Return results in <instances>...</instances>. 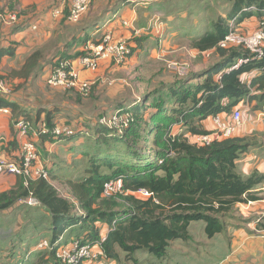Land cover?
Returning <instances> with one entry per match:
<instances>
[{
  "label": "trees",
  "instance_id": "obj_1",
  "mask_svg": "<svg viewBox=\"0 0 264 264\" xmlns=\"http://www.w3.org/2000/svg\"><path fill=\"white\" fill-rule=\"evenodd\" d=\"M0 3L3 4L0 14L13 13L19 20L23 16L15 10L14 0H0ZM228 3L230 11L226 16L218 15L206 31L199 28L188 36L192 49L199 53L212 51L219 60L199 72L187 73L179 80L161 85L152 91L153 94L149 92L129 107L117 103L115 113L129 119L124 129L110 127L98 120L92 135V123L85 121L83 129L72 128L71 137L57 136L52 132L58 110L40 109L35 120L25 115L31 121L24 120L31 122L34 129L31 138L51 144H68L94 137L91 148L94 151L92 155L89 151L84 152L80 144L72 150L74 153L82 151L79 154L88 158L84 176L80 179L70 177L64 182L72 200L63 197L52 184L50 179L54 175L48 169V180L18 176L11 190L0 194V211L10 209L21 200L26 202L34 198L44 212L41 216L46 214L50 219L42 230L45 234L42 239H50L55 244L67 230L77 227L70 242L93 244L101 240L99 226L103 225L108 231L101 244L103 257L119 262L122 252L125 262L140 264L137 259L139 251L162 260L172 242L189 241L193 222L203 221L206 236L213 239L227 230V221L235 218L239 204L260 201L258 190L264 185V174L254 172L245 177L237 169L238 159L248 150L247 139L217 137L205 145L193 141L196 137L211 135L212 132L204 127L206 120L231 114L240 103L252 101L256 98L252 95L253 90L264 92V56L257 58L243 46L221 47L225 38L235 30L234 25L257 18L262 28L264 0H228ZM19 20L15 28L23 25ZM102 38L92 39L99 43ZM135 38L138 47L129 46V57L142 45L141 38ZM88 39L84 47L91 41ZM14 51L13 47L0 48V68L3 58L7 55L13 57ZM72 57L66 52L55 56L53 69L63 61L72 66ZM246 59H249L247 63L233 69L240 60ZM45 63V52L35 49L13 76L27 80L37 77ZM253 71L257 75L248 85L242 77ZM8 100L0 102V108L7 107L14 114L19 113L20 107ZM111 113L110 109L104 110L102 117L110 119ZM177 126L179 132L175 130ZM42 127L49 133H42ZM34 133H37L36 137ZM113 143L124 146L121 155L102 149ZM122 157L131 159L128 161ZM113 180L122 181V193L106 197L105 185ZM141 190L151 196L142 199L134 195ZM36 225L33 224L36 228L42 226ZM257 230L264 231V217L258 221ZM36 245L34 251L32 248L23 255H13L12 251L8 257H18V264H27L29 256L35 254V264H61L56 259V250L36 251ZM17 247L14 246L13 250Z\"/></svg>",
  "mask_w": 264,
  "mask_h": 264
},
{
  "label": "crops",
  "instance_id": "obj_2",
  "mask_svg": "<svg viewBox=\"0 0 264 264\" xmlns=\"http://www.w3.org/2000/svg\"><path fill=\"white\" fill-rule=\"evenodd\" d=\"M160 1L161 0H94L83 19L79 23L74 24L70 23L65 16L55 17L53 11L57 8H61V0H14L16 5L15 10L23 14L21 19H18L23 25L15 28V24L6 25L0 21V48L13 47L15 49V55L13 57L7 55L3 58L0 68V79L5 81L10 90L8 102L18 105L20 107V112L14 114L10 108H8L10 111L9 113L0 112V159L14 162L20 159L21 146L26 139L19 134L16 128V122L26 119L25 115H30L32 120H35L40 109L58 110L54 122L56 125H68L71 128L83 129L84 122L91 121L93 125L95 123L94 120H92L93 115L97 113L99 109L104 108L103 105L98 106L97 104L104 103L103 100H105L107 91L103 90L98 96H96L95 91V106L98 107V109H94L95 113L92 111L91 116L85 119L78 120L75 117L74 119L76 120L71 119L69 122H63L61 119L62 115L71 113L77 116V114L81 115L82 111H80V103L76 100H72L73 94H77L76 92L53 88L47 84V79L53 71L52 61L55 56L64 52L69 56H73L71 59L72 66L79 72L81 78L84 80L92 81L108 73L118 74L119 70H126L128 66L138 63H143V79L145 76H148L147 68L150 63L155 62L153 59L155 55L159 58V54L157 51L156 53L151 50L152 44L154 46L153 40L150 37L148 38L142 35L143 26L146 25H143V17L150 21L154 17L159 16L160 13H163L162 3H160ZM2 5L3 4L0 3V6ZM169 19L171 20L173 18L170 17ZM123 21H128V26H124ZM33 26H36L37 29H34ZM108 33L112 34L116 39L127 42L133 49L138 47L135 41V37L137 36L142 40L141 48L138 52H134V55L123 66L113 65L110 61H102L100 63V68L96 72L84 69L80 61L81 56L77 54L84 51L87 38L91 40L89 41L88 39L89 42L94 43V38L97 37L100 39ZM166 34L168 39L170 38V41L165 44L164 49H167L170 43L174 39L176 41L179 36L181 39H188V37H186L187 33L182 32V34H180L177 27L172 30L169 29L166 31ZM81 39L84 40L80 42ZM35 49H40L46 54V63L41 73L37 77H31L28 80L13 76V72L22 68L29 53ZM164 49L159 50L162 51ZM194 51L196 52V50L193 49V52ZM164 54V51H162L160 56ZM159 72L161 73V71ZM246 77H248V74L242 77L243 81ZM36 80H38L41 93H43V100L41 98L37 99L35 96L27 95L23 90L26 85H30V83H34ZM150 80L151 79H149L147 83L145 82V84L143 83V90H149L150 87L159 83L155 82L152 84ZM120 82L121 84L125 83L124 80ZM250 83L251 82L248 81L246 84L250 85ZM97 91H99L98 88ZM57 92L65 94L66 101L64 102H68L67 104L61 105L54 99L52 95ZM263 94L264 92L253 90L252 95L256 96V98H253L252 101L247 100L242 102L234 108L242 110L244 120L243 126L238 130L235 137L247 139L249 142L248 150L243 153L237 161V169L245 177L250 176L254 172L264 174ZM117 103L119 102L109 105L104 110L110 109V111H113ZM127 104L129 103H125V105ZM131 104H129L128 107L131 106ZM204 127L207 131L213 132V118L206 120L204 122ZM175 130L179 132L180 127H175ZM31 141L35 143L38 153L40 154L41 164H43L47 170H51L54 162H56V151L60 148L61 144L65 145L64 150L69 148L71 154L75 155L72 150L82 142L74 141L68 144L66 142L51 144L49 142L40 141L38 138H31ZM69 155L70 154H67L66 156ZM43 156H45V159ZM42 158L45 162H43ZM46 160L49 161V163H46ZM13 178L17 177H0V192H2L3 186L7 185V180L10 181ZM15 183L16 180L15 182L12 181L9 186L12 187ZM258 191L261 196L260 201L251 202L250 204H239L237 206V215L242 218L243 224L235 225L231 222L232 220H228L227 230L215 236L213 239H209L206 236L204 225V233L199 237L194 236L192 230H190L189 241L172 242L169 250L172 248L173 252L180 251L182 255L197 253L201 255L199 256L200 263L198 264H264V231L257 230L258 221L264 217V185L261 186ZM45 216L48 217L47 223L41 228H36L31 224L32 229L28 231L29 235L20 241L19 247L13 250V255H23L32 248V251L35 250L34 245L44 237L43 228L50 222L49 216L46 214L44 217ZM36 224L40 225L38 222ZM193 225L192 223L190 228H192ZM75 228L77 227H72L67 230L60 238L59 243L70 245V237L74 236ZM99 228L101 229V239L105 238L108 234L106 227L100 225ZM203 251H205V253H203ZM203 254L207 256L205 255L203 257ZM4 256L3 263L1 264H18L19 262L18 257L14 259L13 257L9 258L8 255ZM34 257L35 254H31L27 264H35ZM120 257L121 259L119 262L104 258L100 262L92 264H132L124 261V254L122 252L120 253ZM139 263L141 262L139 261ZM148 264L153 263L150 262Z\"/></svg>",
  "mask_w": 264,
  "mask_h": 264
},
{
  "label": "rangeland",
  "instance_id": "obj_3",
  "mask_svg": "<svg viewBox=\"0 0 264 264\" xmlns=\"http://www.w3.org/2000/svg\"><path fill=\"white\" fill-rule=\"evenodd\" d=\"M160 3H162L163 13H160L159 16L154 17L150 21L149 19L146 20L143 17V25H146L143 26L142 35L148 38L150 37L153 40L154 46L152 44L151 50L155 52L157 51L159 54V58L155 55L153 58L155 62L149 64V67L147 68L148 76H145L143 79V63H138L128 66L126 70H119L118 74L108 73L103 77L92 80V82L95 83L91 93L93 96L90 95L87 98H82L79 94H73L72 100H76L81 105V115L77 114V116H74L71 113H67L66 115L64 114L61 118L63 122H69L71 119L76 120L74 119L75 117L78 120L85 119L91 116L92 111L95 113L94 109H98V107L95 106L96 96H98L99 93H102L103 90L107 91L105 94V100H103L104 103H99L97 105H103L104 108L99 109L97 113L93 115L92 120H94L95 123H97L98 120L101 122L103 119L105 121L109 119L107 116L102 117L104 115V109H106L109 105L116 102H119L118 104L125 105V103L131 104L135 101H139L142 96L147 95L149 92L150 94H153L152 91L155 89L157 90L161 85H168L170 82L179 80L187 73L188 75H191L195 72H199L219 60L217 54L212 51L207 53H199L197 51L193 52L188 39H181L180 36L177 37L178 39L176 41L174 39L167 49H164L165 44L170 41L166 31L177 27L180 34H182V32L187 33L186 37L190 34H194L199 28H204L206 31L207 27H209V25L217 19L218 15L221 14L226 16L228 14L230 11L228 0H161ZM170 17L173 19L170 20ZM232 23L233 21L231 24ZM260 27V20L257 18H251L238 26L234 25V31L239 34H250L254 31H259ZM159 49H164L162 50L165 53L163 56H160L162 51ZM130 58L131 57H129V59ZM159 71H161V73ZM149 79H151L150 81L152 84L155 82L159 83L150 87L149 90H143V83H147ZM122 80L125 81L124 84H121L120 81ZM244 81L247 83L250 79L244 78ZM196 82L197 81H194V83ZM97 88L99 91H97ZM23 90L27 95L35 96L37 99L41 98L43 100L44 96H42L43 93H41L38 80L34 83H30V85H26ZM95 91L96 96H94ZM52 96L61 105L68 103L64 102L66 101L64 93L57 92ZM129 104H127L126 107H128ZM113 109L114 110L111 111L112 115L115 114L116 110L115 108ZM90 124L91 123H88V125ZM94 124L90 127V133L92 135H94ZM93 141L94 137L89 141L85 139L80 143L84 152L89 151L92 155L94 151L91 149L94 144L92 143ZM64 149L65 145L61 144L60 148L56 151V162H54V165L51 168L54 176L51 177L50 181L63 197L68 200H72L64 182L70 177H74L75 179L83 177V171L87 165L88 158L79 154V152L82 151H77L74 155L71 154L69 148L67 150ZM102 149L105 151L110 150V152L118 156L123 153L122 150H124V146L118 143H113L110 146H103ZM67 154H70L71 156H66ZM44 157L45 156H43V158ZM43 158L42 160L45 162V158ZM122 159L128 160L129 158L122 157ZM46 163H49V161ZM15 180L17 181V178H13L10 181L7 180V185L3 186V190L0 194L10 191L12 187L9 186V184L12 181L15 182ZM42 214H44V212L41 210V206L30 207L25 203V200L19 201L10 209L0 211V264L3 263V259L5 257L4 255H9L13 251L14 246H19L20 239H25V237L29 235L28 231L32 229L31 224L38 222V224L43 226L47 223L48 217L41 216ZM231 222L235 225L243 224L242 218L236 214L235 218L232 219ZM193 224L194 225L190 228V230H192L194 236L199 237L202 233H204L203 227L205 223L203 221H199L193 222ZM203 253H205V251H203ZM205 255L206 254H203V257ZM199 256L201 255L197 253L182 255L180 251L173 252L172 248L168 251L167 256L162 260L152 257L145 251H139L137 253V258L141 262L140 264H148L150 262L153 264H198L200 263Z\"/></svg>",
  "mask_w": 264,
  "mask_h": 264
},
{
  "label": "built area",
  "instance_id": "obj_4",
  "mask_svg": "<svg viewBox=\"0 0 264 264\" xmlns=\"http://www.w3.org/2000/svg\"><path fill=\"white\" fill-rule=\"evenodd\" d=\"M94 0H61V8L55 9V17L67 16L70 23H79L84 15L88 12ZM0 21L6 25H13L18 23L16 14H0ZM124 26H128V21H123ZM233 25V23L231 24ZM37 29V27H33ZM235 46H243L255 55L257 58L264 56V24L259 31H254L250 34H239L231 31L230 34L221 43L222 48H230ZM85 54L80 57L82 67L92 72L98 71L102 61H110L113 65L123 66L127 63L131 48L127 42L116 39L112 34L108 33L103 36L99 43L88 42L84 47ZM249 59L240 60L233 69H237L241 64L247 63ZM257 75L256 71L248 74L250 82L252 78ZM47 84L50 87L63 89L66 91H74L82 97H89L93 90L94 82L84 80L81 78L79 72L69 65L67 62H60L58 66L53 69L51 75L47 79ZM10 90L5 81L0 79V102L9 98ZM0 112L9 113L7 107L0 108ZM264 117V112L262 113ZM129 119L115 113L108 120H101V123L117 129H124L128 125ZM243 112L242 110L234 109L231 114H221L213 118L214 130L211 135L196 137L194 142L199 145L210 143L213 139L232 138L235 137L238 130L243 126ZM16 128L19 134L26 140L21 146V157L17 162L6 161L0 159V177L7 176H24L26 178H37L48 180L49 173L46 167L40 163V157L37 147L31 141V133L34 130L32 123L26 120H20L16 123ZM42 133L47 134L49 130L42 127ZM122 133V131H120ZM52 134L57 136L71 137L73 129L68 126L56 125ZM35 137L37 133L33 134ZM122 193V181L113 180L108 182L104 188V196L110 197ZM140 198H148L151 196L147 191L141 190L134 194ZM30 207H38L40 203L34 198H30L25 202ZM251 203V202H250ZM249 203V204H250ZM105 238H102L97 243L81 244L79 241H73L70 245L56 242L52 244L50 239H41L36 245V251L56 250V259L61 264H86L100 262L103 257V250L101 244ZM24 264V263H20Z\"/></svg>",
  "mask_w": 264,
  "mask_h": 264
}]
</instances>
